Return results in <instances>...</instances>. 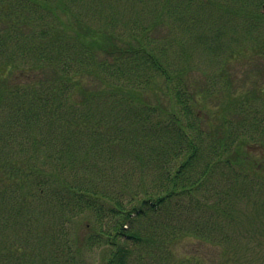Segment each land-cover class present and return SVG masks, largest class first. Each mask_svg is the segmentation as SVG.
Here are the masks:
<instances>
[{"label": "trees", "instance_id": "trees-1", "mask_svg": "<svg viewBox=\"0 0 264 264\" xmlns=\"http://www.w3.org/2000/svg\"><path fill=\"white\" fill-rule=\"evenodd\" d=\"M263 4L0 0V264L227 253L264 182Z\"/></svg>", "mask_w": 264, "mask_h": 264}, {"label": "rangeland", "instance_id": "rangeland-1", "mask_svg": "<svg viewBox=\"0 0 264 264\" xmlns=\"http://www.w3.org/2000/svg\"><path fill=\"white\" fill-rule=\"evenodd\" d=\"M114 5V3H113ZM118 8H121L120 3L114 5ZM144 7V6H143ZM149 7L148 5L146 8ZM141 10V9H140ZM120 11V9H119ZM118 11V15H119ZM185 18V17H183ZM138 28L140 26H137ZM187 27V26H186ZM186 27L183 26V21L179 22V29L177 27H173L171 31L173 32V37L175 36L177 39L181 41H185L186 48H193V32H187ZM163 30H167L163 28ZM196 32V31H195ZM197 33V32H196ZM167 35V32H165ZM169 35V32H168ZM166 39H169L166 37ZM169 42V43H168ZM173 38L166 41V46L170 47L173 51L176 49L177 44L174 43ZM178 48V47H177ZM203 47L199 46L201 50ZM168 53L169 58H176L175 53ZM195 54V52H194ZM196 55V54H195ZM193 55V61H196L197 56ZM196 74V71H195ZM264 173V171H263ZM264 183V182H263ZM261 181H251L250 186L251 190L247 189V194L244 193V198L240 201V206H238L239 211V221L236 226L237 233L234 234V242L232 247L227 251L222 250V247H199L196 245L194 241H192V245H188V241L182 243L180 245V250L184 248H195L199 247V250H202L201 256L205 258L207 263L219 264L222 256L227 259V264H264V184ZM248 185V184H246ZM253 193V194H252ZM252 195V196H251ZM183 252V251H182ZM226 253V254H225ZM222 259V258H221ZM223 260V259H222ZM225 261V260H224Z\"/></svg>", "mask_w": 264, "mask_h": 264}, {"label": "water", "instance_id": "water-1", "mask_svg": "<svg viewBox=\"0 0 264 264\" xmlns=\"http://www.w3.org/2000/svg\"><path fill=\"white\" fill-rule=\"evenodd\" d=\"M262 10L264 11V4L262 5Z\"/></svg>", "mask_w": 264, "mask_h": 264}]
</instances>
